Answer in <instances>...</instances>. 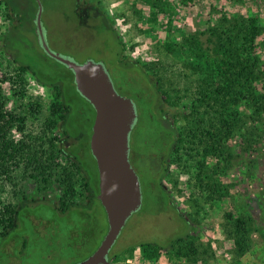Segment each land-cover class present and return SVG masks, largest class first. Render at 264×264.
Returning <instances> with one entry per match:
<instances>
[{"label":"rangeland","instance_id":"374dc122","mask_svg":"<svg viewBox=\"0 0 264 264\" xmlns=\"http://www.w3.org/2000/svg\"><path fill=\"white\" fill-rule=\"evenodd\" d=\"M13 1L20 11L21 16L18 19L16 17L14 19L5 18V2H0V77L9 74L8 62H13V57H18L19 60L15 62L19 64L28 62L45 81L60 82L66 100L73 107L71 117L79 118L75 121L79 123L82 121L83 124L70 123L72 137H65L61 134L59 146L68 154L73 152V148L78 151L81 149L94 177L96 174L98 177V171L95 159L89 151L91 132L89 135L87 128L93 123L94 109L73 85L71 69L47 55L41 47L35 24L38 11L35 6L36 1L41 5L40 22L49 49L76 63H83L87 60L101 63L115 90L133 101L136 114L141 106L148 103V99L142 95L144 92L142 83L126 80L131 72L142 71L138 62L159 61L164 70L161 76L162 82L171 83L174 89H178L181 96L180 101L190 100L193 93L196 81L191 79V75L188 74L189 69L183 64L184 56L165 50L162 47L164 41H179L182 33H192L205 28L209 20L213 22L216 19L217 15L214 13L216 10L226 11L228 14L240 12L257 16L264 25V0H170L174 5L170 28L167 26L168 17L161 14L155 23L149 22L148 6H141L137 3L136 6L142 10V14L141 16L133 14L131 3L134 0H99L98 3L95 0ZM105 18L109 23H106ZM263 38L264 34L258 38L259 44L255 53L264 68V46L260 44ZM119 39L121 44H118ZM185 73L188 76H184ZM25 77L27 93L41 97L40 113L29 122L30 128L38 132L44 117L48 114L51 93L49 88L39 84L30 73H26ZM122 77H125V80ZM148 80L154 86L151 82L153 79L148 77ZM263 85L264 79L255 83V88L262 91ZM2 89L8 99L6 106L12 109L15 101L11 98L7 81L2 84ZM138 95L141 96L136 101L135 96ZM162 100L163 97L157 93L154 104L160 106ZM263 107L264 105L259 120L255 122L256 131L259 134L258 142L250 151L241 150L240 135H235L228 140V145L234 152L233 165L221 177L231 186L229 194L221 202L208 208L199 217L200 240L203 244L209 243L211 252L205 254L198 264L233 262V242L223 236L221 229L222 215L225 211L247 212L252 215L253 244L250 250L240 258V263L264 264ZM175 111L174 108L170 110L171 114ZM168 117L169 121L177 127L180 121H176L172 115ZM134 124L129 133L128 159L140 182L142 202L140 208L127 219L111 247L113 249L117 243L115 251L120 250V247L124 248L143 240L166 245L175 234L189 232L190 224H193L192 209L188 203L191 186L188 175L184 172L178 173L176 189L166 177L161 179V185L168 192L170 202L160 209L151 183L154 173L148 170V163L138 157L149 152L157 153L160 149L159 136L154 135L155 131H153L156 130V126L150 121L139 122L137 127ZM61 125L63 127L62 123L59 124ZM18 136V133H15V137ZM131 139L134 140L132 144ZM131 150L134 151L133 155ZM82 151L78 154L82 155ZM66 159L64 154L59 157L60 162ZM212 161L213 159L210 158L207 163H212ZM170 170L174 173L178 172V168L173 164ZM96 177L93 178L94 181ZM16 181L19 184L16 188L17 192L28 196V200L20 201L22 206H28L22 211L31 216L25 217L24 222L18 216L16 229L10 231L5 238L0 236V264H70L86 258L94 251L97 246L93 238L88 239L84 244L75 238L77 243L74 245L69 239L73 228L76 230L83 228L85 218L80 216L57 217L52 207L46 205L47 203L55 207L58 204L61 194L59 186L38 192L36 191L37 185L31 180L24 179L20 173ZM4 189L2 194L4 200L18 202L16 192L13 191L14 188L11 185L8 184ZM99 207L96 206L100 210ZM99 210L89 212V215L97 214L102 223L103 218ZM51 220L53 222L48 225L46 221ZM186 220L189 221L186 223ZM23 241H25L24 247ZM129 259V262L120 259L112 264H170L164 251L158 260L145 262L141 259L139 249L136 248L134 256Z\"/></svg>","mask_w":264,"mask_h":264},{"label":"trees","instance_id":"16d2710c","mask_svg":"<svg viewBox=\"0 0 264 264\" xmlns=\"http://www.w3.org/2000/svg\"><path fill=\"white\" fill-rule=\"evenodd\" d=\"M2 1L6 7L5 18L18 19L21 16L18 5L13 0H0L1 3ZM95 2L98 3L99 0ZM137 3L149 7V22L155 23L161 14L168 17L167 26L170 28L174 10L170 0H134L131 3L132 13L141 16L142 10L136 6ZM35 6H39L37 1ZM214 13L217 15L216 19L213 22L209 20L205 28L182 33L179 41L166 40L162 44L170 53L184 56L183 64L189 69L191 79L196 81L190 100L180 101L178 89H174L171 83L162 82L164 70L159 61L138 62L142 71L131 72L126 77L127 81L142 83V95L148 99L147 105L137 108L134 126L137 127L139 122L150 121L156 126L154 135L159 136L161 147L158 152L138 157L145 160L148 170L154 173L151 183L160 209L170 202L161 179L166 177L176 189L178 173L184 172L188 175L191 186L188 203L192 209L193 224H190L189 232L175 234L166 245L143 240L115 251L116 243L108 253L109 264L133 257L136 248L145 262L158 260L164 251L170 264H198L205 254L211 252L209 243L203 244L200 240L199 217L208 208L221 202L229 194L231 186L221 177L233 165L234 152L228 145V140L240 135V148L243 152L250 151L258 142L255 122L259 120L264 105V85L262 91H258L255 83L264 79V68L255 51L259 44L258 38L264 34V25L257 16L240 12L228 14L222 10ZM105 20L107 21L106 18ZM118 44H121L120 39ZM260 44L264 46V38ZM13 59V62H8L9 74L0 77V236L5 238L10 231L16 229L18 216L22 221L31 216L22 211L28 206L20 203L28 200V196L16 190L19 185L16 178L20 173L24 179L37 185L38 192L59 186L61 194L58 204L55 207L46 205L52 207L57 217L85 218L83 228L76 230L71 227L70 242L74 245L77 243L75 238H78L84 244L93 238L97 246L108 226L104 208L97 198V174L94 181L95 177L91 174L81 149L79 151H82V155L75 148L68 154L59 146L60 135L72 137L71 124L79 123L75 121L79 118L71 117L73 107L66 100L60 82L45 81L28 62L19 64L15 62L19 60L18 57ZM26 73L49 88L51 93L48 114L38 132L30 128L29 122L40 113L41 97L27 93ZM188 74L185 73L184 76ZM148 77L153 79L151 82L154 86L150 84ZM122 79L125 80V77ZM6 81L11 98L15 101L12 109L7 108L8 99L3 94L2 84ZM72 83L75 86L74 77ZM157 93L163 97L160 106L154 104ZM140 96H135L136 101ZM171 108L176 110L172 114ZM168 115L180 121L177 127L169 121ZM60 123L63 127L59 126ZM82 124L81 121L79 125ZM91 127V124L87 127L89 135ZM15 133L19 136L15 137ZM148 140L150 141L149 138ZM133 141L131 139V144ZM133 153L131 150L132 155ZM63 154L67 159L60 162L59 157ZM210 158L213 159L212 163H207ZM172 164L178 168L177 173L170 170ZM8 184L14 188L18 202L3 199L4 187ZM96 206H100V210ZM96 210L101 212L102 223L97 214L89 215V212ZM37 219L44 221L42 218ZM52 222L46 221L48 225ZM253 225L250 213H223L222 234L233 242V262L228 264H242L240 258L253 244ZM22 245L24 247L25 241Z\"/></svg>","mask_w":264,"mask_h":264},{"label":"water","instance_id":"95a60500","mask_svg":"<svg viewBox=\"0 0 264 264\" xmlns=\"http://www.w3.org/2000/svg\"><path fill=\"white\" fill-rule=\"evenodd\" d=\"M41 5L35 17L38 41L47 55L73 72L79 93L94 108L89 140L98 171V194L107 219V230L94 251L70 264H109L108 253L130 215L142 202L140 182L129 159V133L137 114L133 101L119 94L101 63H76L51 51L41 27Z\"/></svg>","mask_w":264,"mask_h":264},{"label":"built area","instance_id":"2783aa9c","mask_svg":"<svg viewBox=\"0 0 264 264\" xmlns=\"http://www.w3.org/2000/svg\"><path fill=\"white\" fill-rule=\"evenodd\" d=\"M127 261L129 262V261H130V259H127Z\"/></svg>","mask_w":264,"mask_h":264}]
</instances>
